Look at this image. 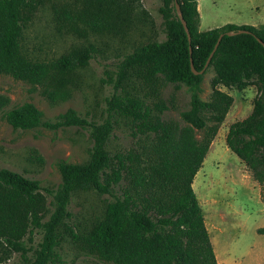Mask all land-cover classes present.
Segmentation results:
<instances>
[{
  "label": "rangeland",
  "instance_id": "1",
  "mask_svg": "<svg viewBox=\"0 0 264 264\" xmlns=\"http://www.w3.org/2000/svg\"><path fill=\"white\" fill-rule=\"evenodd\" d=\"M232 1L201 0L204 19L200 31H207V22L234 16L235 12L227 8ZM166 2L176 17L173 0H24L17 21L20 54L48 66L70 55H80L85 62L56 76L66 81L69 93L66 100L56 102L42 94L43 86L0 75V94L10 99L8 109L29 103L41 114V123L28 129L12 128L0 115V171L38 183L43 198L40 222L46 223L55 211L56 193L63 186V168L88 165L100 133L105 134L98 157L101 191L92 185H74L69 192L58 227V261L43 254L42 230L28 225L22 240L16 243L22 251H8L2 258L8 259L2 264H37V259L41 264H115L93 246L92 230L104 221L108 206L118 200L127 205L128 201L121 199L126 190L134 202L130 204L139 210L137 194L141 190L137 183L147 172L149 147L155 141L151 127L157 123L183 126L181 114L191 110L193 99L211 102L214 90L230 96L232 102L217 125L192 188L201 206L202 189L212 183L221 186L222 202L233 210L225 232L220 234L224 255L217 262L264 264V235L256 232L264 227V213L260 211L264 206L249 187L252 179L247 177L246 167L225 144L229 126L251 114L257 88L251 85L237 90L217 85L213 89L212 65L201 74L197 89L183 83L176 86L154 72L150 64L141 65L139 61L120 68L122 61L140 48L166 40L168 29L161 13ZM198 114L208 125L213 124L209 109L199 108ZM201 134L197 132V136ZM116 159L122 160L125 172H121L122 180L112 191Z\"/></svg>",
  "mask_w": 264,
  "mask_h": 264
},
{
  "label": "trees",
  "instance_id": "2",
  "mask_svg": "<svg viewBox=\"0 0 264 264\" xmlns=\"http://www.w3.org/2000/svg\"><path fill=\"white\" fill-rule=\"evenodd\" d=\"M195 1L177 0L190 41L181 21L177 16L173 18L166 2L161 12L168 29L166 40L140 48L122 61L120 68L139 61L141 65L150 64L154 72L163 74L168 82L176 86L183 83L197 89L201 75L193 74L190 60L194 69L201 71L219 35L224 34L209 63L215 74L211 86L213 89L221 85L227 89L235 87L244 90L253 85L258 91L251 114L229 126L225 144L263 191L264 25L258 28L226 25L201 32L198 30L199 13ZM23 4L24 0H0V75H10L32 86H43L42 94L50 102L66 100L69 97L66 81L56 76L83 64L85 59L80 55L64 56L48 66L24 58L19 50L17 25ZM238 30L246 32L225 34ZM52 81L54 85L50 86ZM231 102L230 96L214 90L211 102L193 99L191 110L181 114L185 123L183 126L157 123L151 127L155 141L149 147L147 172L144 178L140 176L137 183L141 190L137 194L139 210L130 204L133 201L126 190L121 199L128 201L127 205L118 200L108 206L104 221L91 232L93 246L104 253V258L115 264H218L192 184L216 136L217 125L223 121ZM9 105L10 99L0 94V115L12 128H34L41 123L40 112L31 104L8 109ZM199 108L213 113L212 125H208L198 114ZM197 132L202 134L197 136ZM104 137L105 134L98 133L88 165L63 168V186L56 193V208L46 223L40 222L39 210L42 209L43 198L38 183L5 170L0 171V264L8 259H2L8 251H22L18 250L16 243L22 240L28 225L42 230L43 254L49 260L58 261L55 253L58 227L65 215L69 192L74 185L77 188L92 185L101 191L98 175L102 166L98 157ZM34 159L41 161L36 155ZM116 160L118 169L110 181L112 191L122 180L121 172H125L122 160ZM256 232L264 235V227ZM87 251L90 253L92 249L88 247ZM37 261L41 264V260Z\"/></svg>",
  "mask_w": 264,
  "mask_h": 264
},
{
  "label": "crops",
  "instance_id": "3",
  "mask_svg": "<svg viewBox=\"0 0 264 264\" xmlns=\"http://www.w3.org/2000/svg\"><path fill=\"white\" fill-rule=\"evenodd\" d=\"M200 2L201 0H196V7L199 13V31L201 25H203L204 19L202 13L203 9L200 5ZM227 8L229 9V11L235 12L234 16L222 20L219 19L218 21L213 20L207 22L210 24L206 29L207 31L218 29L226 25H234L237 27L250 26L254 28H258L264 25V0H233L232 2L227 4ZM244 14L249 15L245 17ZM247 173V177H250L251 179L250 173L248 171ZM250 181L251 184L249 185V187L254 190L255 198L264 206V203L261 202L260 186L255 181ZM192 185L194 186V183ZM221 189V186L214 183H212L211 185H207L202 189L204 199L201 204L205 225L208 230L217 261L224 255L222 248L220 247V234H223L225 232L224 227L227 226V218L234 215L230 205L226 202H222L223 198ZM260 211L264 213V207L260 209Z\"/></svg>",
  "mask_w": 264,
  "mask_h": 264
},
{
  "label": "water",
  "instance_id": "4",
  "mask_svg": "<svg viewBox=\"0 0 264 264\" xmlns=\"http://www.w3.org/2000/svg\"><path fill=\"white\" fill-rule=\"evenodd\" d=\"M174 7H175L176 14H177L178 18L180 19L181 24H182V26H183V28H184V31H185V33H186V35H187V37H188V41H190V34H189V31H188V28H187L186 22L184 21V19H183V17H182V14H181V11H180V8H179V4H178L177 0H174ZM243 32H246V31L238 30V31H236V32H226L225 34L229 36V35L239 34V33H243ZM223 35H224V34H220V35H219V37H218V39H217V42H216V44H215L214 50H213L212 53L210 54L209 58L207 59V61H206V63H205L204 68H203L201 71H196V70L194 69V67H193V63H192V61L190 60V66H191V70H192L193 74H195V75H201V74H203L204 70L208 67V65H209V63H210V60H211V57H212V55H213V52H214L215 49L217 48V46H218V44H219L221 38L223 37ZM258 41L261 42L260 40H258ZM190 52H191V49H190Z\"/></svg>",
  "mask_w": 264,
  "mask_h": 264
},
{
  "label": "bare ground",
  "instance_id": "5",
  "mask_svg": "<svg viewBox=\"0 0 264 264\" xmlns=\"http://www.w3.org/2000/svg\"><path fill=\"white\" fill-rule=\"evenodd\" d=\"M218 256V255H217ZM219 257V256H218ZM221 260V259H220ZM257 261H258V259H257Z\"/></svg>",
  "mask_w": 264,
  "mask_h": 264
}]
</instances>
